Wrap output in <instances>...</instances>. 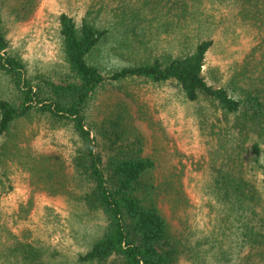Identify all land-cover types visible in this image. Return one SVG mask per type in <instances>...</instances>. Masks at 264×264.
Wrapping results in <instances>:
<instances>
[{
	"label": "trees",
	"instance_id": "trees-1",
	"mask_svg": "<svg viewBox=\"0 0 264 264\" xmlns=\"http://www.w3.org/2000/svg\"><path fill=\"white\" fill-rule=\"evenodd\" d=\"M114 1L115 6L98 1L79 22L66 13L58 16L68 67L67 78L58 83L26 74L22 58L7 51L0 19L1 193L10 189L4 182L9 161L43 184L68 182L67 197L79 219L98 221L72 251L17 239L1 226L0 264H176L189 252L158 208L155 162L144 154L140 134L119 115L89 119L90 106L108 84L138 80L178 87L194 108L201 142L211 154L204 187L240 218L264 208V0ZM219 8L256 37L248 49L231 52L234 59L224 72H213L221 80L214 85L202 68L216 42L210 34L224 23L225 17H216ZM156 20L170 36L167 49L155 54L145 43L147 52L134 63L105 69L98 62L96 52L117 25L124 27L121 42L129 43L137 40L140 25L152 29ZM34 115L66 132L69 174L62 155L35 153L23 144L24 124ZM82 222L81 229L87 225ZM241 235L264 250V223Z\"/></svg>",
	"mask_w": 264,
	"mask_h": 264
},
{
	"label": "rangeland",
	"instance_id": "rangeland-1",
	"mask_svg": "<svg viewBox=\"0 0 264 264\" xmlns=\"http://www.w3.org/2000/svg\"><path fill=\"white\" fill-rule=\"evenodd\" d=\"M98 1L101 0H0L1 29L8 42V53L22 58L28 76L62 82L68 76V67L59 39L58 16L66 13L79 22ZM105 1L110 6L117 4L114 0ZM215 13L216 17H225L229 12L222 8ZM160 22L154 21L152 29L148 24L140 25L134 36L137 40L127 39L132 43L121 42L124 27L117 25L96 52L98 62L105 69L134 63V59L147 52L145 43L155 54L161 48L167 49L170 36L163 34ZM223 22L210 34L216 42L202 68L214 85L221 80L217 83L213 72H224L226 64L234 59L231 52L248 49L256 37H252L249 26L235 23L231 14ZM2 83L0 77L1 91ZM193 109L173 84L153 85L135 80L104 86L88 115L92 120L119 115L131 125L130 130L142 137L144 154L155 162L158 208L171 234L185 243L189 251L176 264H264L263 247L241 235L261 229L264 208L257 209L255 216L240 218L204 187L211 154L201 142ZM23 132V144L32 152L62 155V165L69 174L64 130H52L34 115L24 124ZM5 166V188L10 189L1 193L0 186V228L9 229L20 240L26 236L29 242L40 240L71 251L83 234H91L98 221L79 219L75 203L67 197L68 182L43 184L9 161ZM258 176L262 178L261 174ZM82 221L87 224L83 229L79 227Z\"/></svg>",
	"mask_w": 264,
	"mask_h": 264
}]
</instances>
